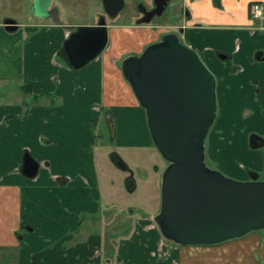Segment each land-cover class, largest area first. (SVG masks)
Masks as SVG:
<instances>
[{"label":"rangeland","instance_id":"rangeland-1","mask_svg":"<svg viewBox=\"0 0 264 264\" xmlns=\"http://www.w3.org/2000/svg\"><path fill=\"white\" fill-rule=\"evenodd\" d=\"M31 1L0 0V23L4 19H12L19 26L21 25L17 31L12 33H17L18 36L14 38L18 40L20 49H24L22 53L12 49L6 54L5 44L0 42V109L2 110L12 107L43 110L45 108H60L63 104L61 99L63 96L59 98L60 95H55L56 89L52 86H50V91H47L44 95L39 94L36 98H34L36 95H32L34 93L25 92L22 87L23 84H34V82L41 80V70L44 69V54L41 55V53L36 52L33 55V49L29 51L26 47V40L43 29L42 38L47 40L45 44L47 45V42L53 44L55 43V32L57 31L54 23H51L52 26L49 28L51 32H46L47 29L43 27L46 23L34 17L30 11ZM63 1L55 0L54 4L57 5L60 11L62 25L68 33H72L79 26L97 24L96 13L101 10L98 0H87L86 2L83 0V2L75 4V9H72V6L69 9L66 8ZM141 1L139 0V2ZM181 17L177 0H170L168 8L162 17L153 19L147 25H135L130 20L122 19L106 20L108 25V43L98 58L103 57L107 53V49H110L111 53L114 51L125 52L122 58L140 55L147 45L161 38L159 37L161 33L168 30L174 31L173 28L180 24ZM40 22L42 24L41 28L38 26ZM122 26H130L134 30H128ZM140 27L145 29L138 31L137 29ZM0 28V31H4L3 27L0 26ZM146 35H148L147 38H144ZM151 40L154 42H150ZM61 45L62 41L59 42L58 49H60ZM7 46L9 48L8 44ZM215 60V64L220 63L217 58ZM93 61L90 63H95ZM56 63L57 66H65V62L60 55L57 56ZM206 63L208 69L216 76L213 65L207 60ZM94 65L96 64H92V67ZM3 67L6 68L3 69ZM59 70L58 67L55 69L49 65L46 67V73L53 72V74L57 75ZM71 70L73 73L79 71L74 68ZM17 72H20L18 78ZM4 77L10 79L2 81ZM71 79L76 80L75 85H72L75 90L84 87L82 82L84 80L81 81L76 76H72ZM99 88L100 86L96 85L91 92L89 91L84 96L85 98L78 100L84 117L87 118L84 129V146L81 147L79 144L77 147L79 152L77 160L79 165H82V169L71 172V165L64 168L67 176L72 179L74 174H77V177L73 179L76 184H72L70 187L69 185H60L55 182H50L46 185L40 184V181L38 184H33L32 180L25 179L20 175L24 181L23 192L17 208L13 209L17 210L18 207L20 208L22 221L15 226L14 230L21 235L22 239L18 240L17 247L0 249V257L6 254L5 261L14 254L13 260H10V262L50 264L52 262H60L58 259L52 258V255L59 253V256L63 257L61 263L70 261L71 264L76 258L86 255L88 250H90L88 253H92L91 249H94V247L91 243L93 241L97 244L100 243L102 254L115 255L118 250L120 251L121 241H132L135 231L138 228L146 230V222L149 224L153 223V217L159 212L161 176L167 166V162L152 143L145 111L139 105L135 109H132V107L116 109L113 117V126L110 127L107 125L108 122H105L106 118L104 119L106 110L103 109L101 113L93 110V106L99 97ZM80 93L81 91H78V95ZM73 103L71 101L70 106L72 105L71 107L74 108L75 105ZM25 115L27 114L23 116ZM23 116L15 119L22 122ZM44 117L36 127L22 125L20 131L35 132L38 136L46 137L50 131L45 127L43 129L41 125L44 126L45 120L51 119V117L49 114ZM70 117L73 116L70 115ZM39 120L40 118H38ZM218 120L219 115L216 117L209 132L210 136L208 135L211 143H209L211 145L208 148L209 152L215 146L213 149L216 151L214 157L218 158L219 163L221 162L220 164L226 167V172L224 171L225 169L221 171L226 177L236 181L246 178L245 174L249 177L247 171L238 169L239 165L244 162L243 158L247 159L248 156L241 154L239 152L240 149L233 141L232 152L230 153V151L226 150V141L221 136L220 129L222 120L220 122ZM88 121L92 122L89 123ZM231 121L232 125L235 124L236 129L242 132L244 126H248L252 122V118L243 114L240 109L235 114H232ZM243 121L245 122L243 123ZM112 129L113 131H111ZM89 132L93 136L92 139L89 137ZM6 135L7 130L5 127H0V177L1 175L5 177L15 175L12 167L14 164L22 162V157L25 154V151H22L19 158L16 157L15 148L19 144H25L28 149L32 150V156L36 160L40 161L44 158L43 153L45 148H47L44 141L34 143L21 135H19L18 140H1ZM70 135L73 136L74 134L70 133ZM251 136V133L246 135L247 150L253 152L254 150L249 147ZM65 142L66 139L63 135L54 136L53 143L57 145L55 151L66 153L65 147H62ZM12 143L14 144L12 145ZM3 150L7 156L3 153ZM73 152L74 149L71 154L66 153V156H74ZM210 154L212 155L211 152ZM232 155L234 156L232 157ZM113 157L120 158L132 172L135 180V190L133 192L126 190L125 180L127 174L113 164L111 161ZM209 160L216 165L211 157ZM228 168L230 169L227 170ZM235 172L242 173V176L229 177ZM41 173L47 175L45 170L39 169L37 176L39 177ZM263 178L264 175L258 179L263 181ZM25 181L29 185L25 184ZM93 212L97 218L95 217L96 219L94 220L88 219L87 216H90ZM22 225L27 226V230H23ZM256 232L264 233L261 230L251 233ZM237 239L239 238L223 243ZM97 244L96 247L99 246ZM0 264H2V261H0Z\"/></svg>","mask_w":264,"mask_h":264},{"label":"crops","instance_id":"crops-1","mask_svg":"<svg viewBox=\"0 0 264 264\" xmlns=\"http://www.w3.org/2000/svg\"><path fill=\"white\" fill-rule=\"evenodd\" d=\"M257 2H264V0H177L182 17L180 24L174 28L182 32L181 35L179 34V38L185 46L195 50L204 63L207 60L213 65L216 71L218 121L222 120L220 129L221 136L226 141V150L231 153L234 147L233 142H235L240 149L239 152L248 156L247 159L243 158L244 162L239 165L238 169L240 171L250 170L256 173L260 179L264 175V20L253 21L250 18L251 7ZM4 20L0 23L3 29ZM41 22L46 23L43 26L44 29H47L46 32H51L49 28L52 26V22H49V20H42ZM41 22L38 24L40 28L42 27ZM20 26L18 24V28ZM55 28L57 29L55 32L56 39L53 44L51 42L45 44L47 40L42 38L43 29L31 38H26V47L29 51L33 49V55L36 52L41 53V55L44 54V69L41 70V80L34 82V84H23V86L29 89L28 92L34 93L33 96L36 95L34 98L39 94H46L52 86L56 89L55 95H60L59 98L63 96L61 97L63 104L60 108H45L43 110H37L36 108L27 110L24 107L22 109L15 107L0 109V127H5L7 130V135L4 138L2 137L1 140H18L19 135H21L34 143L44 141L47 148H45L42 160H36L32 156V150L28 149L25 144L16 146V157L19 158L20 153L25 151V154L30 155L38 163L39 169L47 172V175L41 173L39 177L36 175V177L30 179L33 184H38L41 181L40 184L48 185L50 182H55L70 187L72 184H76L73 179L77 177V174H74L72 179L67 176L64 168L71 165V172L82 169V165H79L77 160V154L79 153L77 147L79 144L81 147L84 146V129L87 119L84 117L78 100L85 98L84 96L89 91L91 92L96 85H99V97L93 106V110L101 113L105 109L104 119L106 118L105 122H108L107 125L109 126H111V122L113 123L116 109L124 107L135 109L138 103L121 73V62L124 59L122 57L125 52L114 51L111 53L110 49H107V53L103 57L92 60L95 63L89 62L84 66L85 68L78 69V72L73 73L71 70L73 68L69 65L63 51V44L69 33L63 25L57 27L55 25ZM123 28L134 30L130 26H124ZM142 29L145 28L140 27L137 30ZM12 32L0 31V42L5 44V53L7 54L12 49L22 53L24 49H20L18 40L14 38L18 35ZM167 32H170V30L161 33L159 37ZM147 36L144 38H147ZM61 41L62 45L58 49ZM150 42L154 41L151 40ZM58 55L63 58L65 66H57L56 58ZM218 55H224L225 59L215 64V58L220 60ZM92 64L96 65L92 67ZM48 65L53 69L58 67L60 69L58 74L46 73ZM5 68L3 67V69ZM19 76L20 72H17V78ZM72 76L78 77L81 81L84 80L82 81L84 87L75 90L73 86L76 80H72ZM9 79L4 77L2 81H8ZM78 91H81L80 95H78ZM71 101L74 102V108L71 107L72 105L70 106ZM240 109L243 114L252 118V122L248 126H244L242 132L236 129L235 124L232 125L231 121L232 114ZM24 114L27 115L23 116ZM48 114L51 119H46L43 123L44 126L41 125L43 129L45 127L50 131L46 137L38 136L35 132L20 131L22 125L36 127L41 123V119L45 118L44 116L47 117ZM70 115L73 117H70ZM21 116H23L24 122L15 119ZM38 118H40L39 121ZM70 133L74 135L71 136ZM248 133L256 135L258 138H256L255 143L261 144L257 149L250 148L254 150L253 152L247 150L246 135ZM61 135L66 139L65 145H62V147H65L66 153L70 154L74 149V156H66V153L55 151L57 145L53 143V138ZM210 146L206 145V161L212 169L221 172L226 167L220 164L221 162L219 163L218 158L214 157L216 151L213 149L215 146L210 150L213 156L210 154L208 150ZM3 153L7 156L4 150ZM209 156L215 161L216 165L211 163ZM21 166L22 162L13 165L15 175L7 177L1 175L0 177L1 250L18 246V240L15 238L17 233L14 229L22 220L20 208L18 207V212L14 209L17 208L23 192L24 181L20 177L22 175ZM224 171L226 172V169ZM237 176H242V173L235 172L229 177L235 178ZM23 178L28 179L24 176ZM240 181H246V179L243 178ZM25 182L29 185L27 181ZM91 215L87 218L91 220L97 218L94 216V212ZM146 224V230L138 228L135 231L136 237L132 236V241H121L120 251L118 250L115 255L102 254L100 243L97 244L93 241L91 243L94 247V249H91L92 253H88L90 251L88 250L86 255L76 258L71 264H264V233H251L237 240L209 247L179 246L166 243L152 224L147 222ZM96 244L99 246L96 247ZM5 256L6 254L0 257L2 264H20V262H10V260H13L14 254L10 258L8 257L6 261ZM52 256L60 262L50 264H70V261L61 263L63 257H60L59 253ZM20 257L18 258L20 259Z\"/></svg>","mask_w":264,"mask_h":264},{"label":"water","instance_id":"water-1","mask_svg":"<svg viewBox=\"0 0 264 264\" xmlns=\"http://www.w3.org/2000/svg\"><path fill=\"white\" fill-rule=\"evenodd\" d=\"M159 1L156 16L169 2ZM51 2L32 0L30 11L38 19L62 25L59 10L51 7ZM102 4L110 17L123 6L121 0H102ZM150 15L136 25L149 24L153 13ZM3 26L8 32L18 28L12 19H5ZM107 43L106 20L100 19L96 25L79 26L72 32L63 51L69 65L81 69L96 59ZM121 73L145 111L154 147L167 162L161 176L160 209L153 217L161 237L180 246H211L264 231V181L257 175L249 181H236L206 163V141L218 111L216 78L199 54L185 46L177 33H166L140 55L125 57ZM260 146L250 143L252 149ZM115 165L129 170L121 159ZM38 170V163L25 154L21 174L32 179ZM125 188L135 190L131 172Z\"/></svg>","mask_w":264,"mask_h":264},{"label":"flooded vegetation","instance_id":"flooded-vegetation-1","mask_svg":"<svg viewBox=\"0 0 264 264\" xmlns=\"http://www.w3.org/2000/svg\"><path fill=\"white\" fill-rule=\"evenodd\" d=\"M54 1L55 0H52V2H51V7H57V5H55L54 4ZM85 2L87 1V0H84ZM99 1V3H100V6H99V8L101 9L99 12H97L96 13V17H97V19H98V21L100 20V19H104V20H117V19H122V20H130V21H132L133 23H135V25H136V22L138 21V20H141V19H145V18H148V17H150L151 15V13H153V18H152V20L153 19H156V18H160V17H162V15L166 12V10H167V8H168V5H169V3H170V0H169V2H168V4L166 5V7L164 8V10H163V12L161 13V15L160 16H156V13H157V11L159 10V3H160V1L159 0H157V2H156V0H142L141 2H139V0H121L122 1V3H123V6H122V8L115 14V16L114 17H110V15H108V12H106V10L103 8V4H102V0H98ZM32 2V1H31ZM78 2H83V0H64L63 1V3H64V5H65V7L66 8H70L71 6H72V9H75V4H77ZM132 2V3H131ZM31 4V3H30ZM255 4H260V5H262V6H264V2H257V3H254L253 5H252V7L255 5ZM30 6V5H29ZM252 7H251V11H252ZM59 10V9H58ZM113 11V7L112 6H110V8H109V12H112ZM251 11H250V18L253 20V21H263L264 20V17H263V19H254L253 17H252V13H251ZM59 13H60V11H59ZM151 20V21H152ZM108 26V25H107ZM126 27H129V26H126ZM176 28V27H175ZM174 28V31H170V32H167V33H177L178 35L180 34V33H182V32H180L179 30H177V29H175ZM181 35V34H180ZM218 58H219V55H218ZM220 59V58H219ZM220 61H224V60H222V59H220ZM217 116H218V114H217ZM113 123L111 122V126H113L112 125ZM252 134V133H251ZM210 136V135H209ZM209 136H208V140H207V144L209 145ZM252 136H254V137H252ZM252 136H251V138H252V140H251V138L249 139V143H253V144H255V141H256V138H258V137H256V135H254V134H252ZM251 141V142H250ZM206 144V145H207ZM250 147V146H249ZM251 148V147H250ZM119 158L118 157H113L112 158V162H113V164L115 165V163H116V160H118ZM209 165V164H208ZM117 167V166H116ZM245 172L247 171V173L249 174V177L248 176H246V174H245V176H246V181H249L250 180V177L252 176V175H257L256 173H254V172H252V171H250V170H244ZM123 172H125L126 174H127V177L129 176V174H130V171L129 170H125V171H123ZM258 176V175H257ZM22 228H23V230H27V226H25V225H22ZM15 238L17 239V240H20V239H22L21 238V235L18 233V234H16L15 235Z\"/></svg>","mask_w":264,"mask_h":264},{"label":"built area","instance_id":"built-area-1","mask_svg":"<svg viewBox=\"0 0 264 264\" xmlns=\"http://www.w3.org/2000/svg\"><path fill=\"white\" fill-rule=\"evenodd\" d=\"M252 17L254 19H263L264 17V6L260 5V4H255L252 7Z\"/></svg>","mask_w":264,"mask_h":264},{"label":"trees","instance_id":"trees-1","mask_svg":"<svg viewBox=\"0 0 264 264\" xmlns=\"http://www.w3.org/2000/svg\"><path fill=\"white\" fill-rule=\"evenodd\" d=\"M22 87L25 90V92H28L29 91V89H27L26 86H22ZM90 122H92V121H89V123ZM88 134H89L90 139H92V137H93L92 134L90 132Z\"/></svg>","mask_w":264,"mask_h":264}]
</instances>
